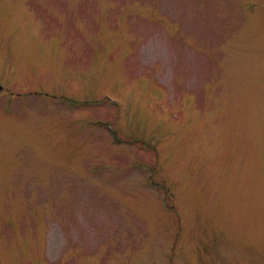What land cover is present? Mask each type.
<instances>
[{
  "label": "rangeland",
  "instance_id": "374dc122",
  "mask_svg": "<svg viewBox=\"0 0 264 264\" xmlns=\"http://www.w3.org/2000/svg\"><path fill=\"white\" fill-rule=\"evenodd\" d=\"M0 264H264V0H0Z\"/></svg>",
  "mask_w": 264,
  "mask_h": 264
}]
</instances>
